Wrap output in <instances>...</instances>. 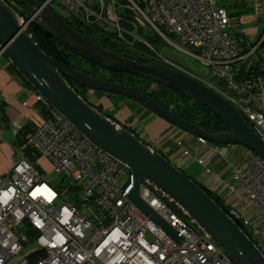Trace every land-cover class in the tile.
<instances>
[{
    "label": "built area",
    "instance_id": "built-area-1",
    "mask_svg": "<svg viewBox=\"0 0 264 264\" xmlns=\"http://www.w3.org/2000/svg\"><path fill=\"white\" fill-rule=\"evenodd\" d=\"M36 1L43 7L61 6L82 29L111 35L130 49L135 44L150 47L148 39L157 37L176 46L168 36L175 37L193 50L192 55L208 68L211 80L221 81L228 91L198 79L223 95L264 143V76L241 74V64L250 53L242 55L230 33L231 18L216 0ZM37 16L33 12L22 19L31 21ZM35 98L50 108L49 115L35 123L27 142L18 148L11 170L0 178V264L22 254L31 242L29 229L35 233V248L26 257L37 254L39 258L25 264H234L143 182L140 197L182 241L177 243L166 235L129 200L134 186L130 170L93 145L42 95L36 93ZM197 142L214 149L221 159L230 147L202 137ZM177 148L191 157L182 141ZM28 150L48 161L51 184L27 158ZM247 152L249 156L232 171L235 186L231 189L237 199L227 208L229 216L257 240L253 220L258 214L264 218V161ZM198 163L205 166L203 159ZM63 181L71 185L66 195L59 184ZM42 187L51 193L50 199L35 195ZM5 193L11 194L6 203ZM250 212L253 217L244 218Z\"/></svg>",
    "mask_w": 264,
    "mask_h": 264
},
{
    "label": "water",
    "instance_id": "water-1",
    "mask_svg": "<svg viewBox=\"0 0 264 264\" xmlns=\"http://www.w3.org/2000/svg\"><path fill=\"white\" fill-rule=\"evenodd\" d=\"M21 6L31 7L38 15L36 19H22ZM30 24L42 28L59 45L104 71L135 75L196 99L217 115L228 131L207 133L157 104L146 94L87 75L53 59L37 46L27 32ZM0 50L51 108L71 122L93 145L130 170L134 175V186L129 200L166 235L177 243L182 241L176 231L140 197V184L143 182L175 205L234 264H264L261 248L213 197L163 155L139 140L127 127L119 126L83 99L69 81L88 90L126 97L189 134L219 146L243 147L264 161L263 141L223 95L197 77L169 64L117 54L92 44L71 29L54 9L43 7L36 0H0Z\"/></svg>",
    "mask_w": 264,
    "mask_h": 264
},
{
    "label": "crops",
    "instance_id": "crops-1",
    "mask_svg": "<svg viewBox=\"0 0 264 264\" xmlns=\"http://www.w3.org/2000/svg\"><path fill=\"white\" fill-rule=\"evenodd\" d=\"M216 2L230 16V32L233 36L240 34L248 41H255L260 36L264 26V0H216ZM36 93L2 56L0 58V178L11 170L18 158L21 131L26 127L33 131L35 123L43 118L40 108L42 103L36 100ZM86 98L92 106L100 109L113 122L127 127L197 184L220 198L226 207L236 203L237 195L231 189L235 186L231 174L243 160L236 161L230 157L234 149L229 147L226 158L221 159L214 149L198 143L196 136L168 123L128 98L123 99L113 94L92 90L87 91ZM178 141L183 142L185 148L190 151L191 157L183 156L182 151L177 148ZM234 151L239 154L237 149ZM200 159H203L205 166L210 168L209 173L205 166L198 163ZM34 163L42 173H49L50 165L47 160L36 159ZM251 216V212L246 213L244 218ZM253 223L259 235L258 244L264 251V218L258 214Z\"/></svg>",
    "mask_w": 264,
    "mask_h": 264
},
{
    "label": "trees",
    "instance_id": "trees-1",
    "mask_svg": "<svg viewBox=\"0 0 264 264\" xmlns=\"http://www.w3.org/2000/svg\"><path fill=\"white\" fill-rule=\"evenodd\" d=\"M33 12L34 10L31 8L30 12L28 13L23 12V16L27 17L31 15ZM61 17L64 19L65 23L71 29H73L74 31L79 33L83 38H85L86 40H88L89 42H91L92 44L98 47L122 55H135L137 54L136 52H139L144 56L150 55L152 57H156L157 59H159L158 62L167 65L166 63L162 62L165 61L162 57L158 56L157 53L155 52L153 53L150 50V48L152 47L151 42L155 40L153 38H149V41H147L150 48L148 47L146 48V46L144 45L135 44V46L132 49H130L127 46H125L122 41L115 40V38H113L111 35L106 36L90 30L82 29V27L78 23L72 21L68 17H63V16ZM27 32L31 35L33 41L45 54L65 64L66 66H69L87 75L102 80H106L112 83H118L130 87L134 90H137L143 94H146L157 104L170 110L179 118L200 127L207 133L219 134L228 131V127L223 123V121L219 117H217V115H215L209 108L202 105L199 101H197L194 98L186 96L178 91L169 89L165 86L155 85L152 81L135 75L112 73L101 70L97 66L78 57L77 55L71 53L70 51L59 45L54 39L49 37L48 34L42 28L38 27L37 25L30 24L27 28ZM231 36L237 40L238 46L241 49L243 56L251 53L252 50L254 49L255 50L253 54L255 53L258 54V59H256V61L252 60L253 54H251L245 61H243V63L241 64V74L244 75L246 74V72H249L251 74L264 76V58H262L259 54L260 50L264 49V40L262 41V38L264 36V26L260 36L255 41H248L247 38L241 36L240 34H237L236 36H233L231 34ZM209 81L216 84V86H219L223 90L228 91L226 88H224V84L221 81L211 80V79ZM69 84L71 85V87L75 89V91L83 99H85L88 102L86 98V93L89 90L87 88H84L71 81H69ZM29 87L31 86L29 85ZM118 97L127 99L126 97L123 96H118ZM40 108L43 113V118L48 117L50 108L44 104H42ZM98 110L100 111V109ZM32 132L33 131H31L29 127H26L21 131L19 135V139H21L19 141L20 146L23 145L25 142H27ZM26 156L30 160V162L33 163L35 162L36 159H38V157L32 153V150H28L26 152ZM63 183H65V181H63L62 183L60 182L59 184L61 190H63V195H66L65 193L69 192V190L71 189V185L67 181L66 184ZM200 187L209 196L213 197L217 201V204L221 206L224 209V211L229 215L228 208L224 205V203L221 201L220 198L216 197L212 192H210L206 188L202 186ZM164 200L168 202L166 199ZM169 205L174 212L187 219L186 216L175 205L173 204H169ZM235 222L245 231V233L249 235V237L254 241V243L261 248V246H259L258 244V241L253 237V234L249 232L248 228L244 227L243 224L239 221L235 220ZM28 232L31 241H33V237L35 236L34 231L29 229ZM261 250L263 251L262 248ZM38 258L39 255L37 254L29 255L27 257V263H33Z\"/></svg>",
    "mask_w": 264,
    "mask_h": 264
},
{
    "label": "rangeland",
    "instance_id": "rangeland-1",
    "mask_svg": "<svg viewBox=\"0 0 264 264\" xmlns=\"http://www.w3.org/2000/svg\"><path fill=\"white\" fill-rule=\"evenodd\" d=\"M52 7L54 11L58 13L59 15L63 17H68L67 11L61 6L57 4H52ZM168 38L170 39V41L174 42L176 46L166 42L162 38L157 37V38H153L155 40L151 42L153 48L152 47L151 48L148 47V48H150V50L153 53L155 52L158 54V56L162 57L165 60L164 62L166 64H169L176 69L185 71L202 80L207 81L211 79L209 76L208 68L198 58L192 55V53L194 52L190 47L183 46L180 42H178V40L175 37L171 35L170 37L168 36ZM263 40H264V36L262 38V41ZM253 52L254 51L252 50L250 55L253 54ZM259 54L262 58H264V49L260 50ZM256 59H258V54L255 53L252 56V60L256 61ZM230 148L234 150L237 149L239 151V154H238L237 152L232 150L233 154L231 153L232 156L230 155V157L232 159H235L236 161L244 160L245 157L249 156V153L243 147H240L237 145H231ZM42 176L46 182L48 183L51 182L52 180L51 175H48L47 173L45 174L43 173ZM192 227L198 234L203 235L197 226L192 224ZM34 248H35L34 241L29 242L28 244L25 245L24 251L22 252L21 255L15 257L14 259H12V261L6 264H25L27 261V257H26L27 254Z\"/></svg>",
    "mask_w": 264,
    "mask_h": 264
},
{
    "label": "flooded vegetation",
    "instance_id": "flooded-vegetation-1",
    "mask_svg": "<svg viewBox=\"0 0 264 264\" xmlns=\"http://www.w3.org/2000/svg\"><path fill=\"white\" fill-rule=\"evenodd\" d=\"M21 8H22V11L23 12H25V13H28V12H30V9H31V7H25V6H21ZM126 56H140V57H143V58H145V59H147V60H149V61H154V62H158V60L159 59H157L156 57H152V56H150V55H147V56H144V55H138V54H135V55H126ZM156 60V61H155ZM162 61V60H161ZM162 62H164V61H162ZM141 63H143V64H145V62H141ZM165 63V62H164ZM168 65V64H167ZM102 70V69H101Z\"/></svg>",
    "mask_w": 264,
    "mask_h": 264
},
{
    "label": "clouds",
    "instance_id": "clouds-1",
    "mask_svg": "<svg viewBox=\"0 0 264 264\" xmlns=\"http://www.w3.org/2000/svg\"><path fill=\"white\" fill-rule=\"evenodd\" d=\"M35 195L36 196H40V195L50 196L51 193H49L46 188H42V189L37 190ZM10 198H11V194L10 193H5L4 196H3V201L6 203Z\"/></svg>",
    "mask_w": 264,
    "mask_h": 264
},
{
    "label": "bare ground",
    "instance_id": "bare-ground-1",
    "mask_svg": "<svg viewBox=\"0 0 264 264\" xmlns=\"http://www.w3.org/2000/svg\"><path fill=\"white\" fill-rule=\"evenodd\" d=\"M42 188H46V187H42ZM42 188H40V189H42ZM36 192H37V191H36ZM47 197L50 199L51 196H47Z\"/></svg>",
    "mask_w": 264,
    "mask_h": 264
}]
</instances>
